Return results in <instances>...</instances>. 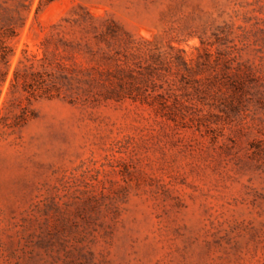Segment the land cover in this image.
<instances>
[{"label": "rangeland", "instance_id": "obj_1", "mask_svg": "<svg viewBox=\"0 0 264 264\" xmlns=\"http://www.w3.org/2000/svg\"><path fill=\"white\" fill-rule=\"evenodd\" d=\"M0 264H264V0H0Z\"/></svg>", "mask_w": 264, "mask_h": 264}]
</instances>
